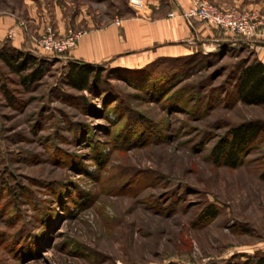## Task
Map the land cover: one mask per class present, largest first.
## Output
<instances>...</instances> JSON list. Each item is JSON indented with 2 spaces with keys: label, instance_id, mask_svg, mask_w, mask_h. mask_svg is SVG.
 Listing matches in <instances>:
<instances>
[{
  "label": "rangeland",
  "instance_id": "obj_1",
  "mask_svg": "<svg viewBox=\"0 0 264 264\" xmlns=\"http://www.w3.org/2000/svg\"><path fill=\"white\" fill-rule=\"evenodd\" d=\"M159 1L0 0V48L48 59L30 85L0 61V264H223L264 255V135L236 167L212 159L233 127L264 126V103L235 98L236 66L254 58L245 40L215 26L212 51L129 68L99 63L97 86L66 83L80 35L176 14ZM243 2L235 7L264 20V0ZM71 35L62 52L39 44ZM208 206L218 214L202 219Z\"/></svg>",
  "mask_w": 264,
  "mask_h": 264
},
{
  "label": "crops",
  "instance_id": "obj_2",
  "mask_svg": "<svg viewBox=\"0 0 264 264\" xmlns=\"http://www.w3.org/2000/svg\"><path fill=\"white\" fill-rule=\"evenodd\" d=\"M211 1L233 6L245 3L243 0ZM148 2L157 6L160 1ZM167 3L170 7L168 13H176L174 16L119 19L102 28L91 29L80 35L75 46L68 51V57L95 64L109 62L114 67L129 68L160 57L176 58L212 51L219 42L216 27L200 20L187 22L177 14V8H187L191 0H168ZM248 4L242 7L248 8ZM23 41L17 39L18 44ZM247 44L253 50V57L264 64V28L257 38L247 41Z\"/></svg>",
  "mask_w": 264,
  "mask_h": 264
},
{
  "label": "trees",
  "instance_id": "obj_3",
  "mask_svg": "<svg viewBox=\"0 0 264 264\" xmlns=\"http://www.w3.org/2000/svg\"><path fill=\"white\" fill-rule=\"evenodd\" d=\"M0 61L8 72L17 75L24 85L41 79L48 69V59L28 49L3 46L0 48ZM101 73L102 67L99 64L69 58L65 74L66 83L77 91L90 90L99 84ZM234 92L237 101L245 105L264 103V64L256 58L238 64L234 76ZM260 134L264 135V126L257 123L250 122L233 127L229 130L228 136L218 141L212 148L213 161L236 167L240 164L243 153ZM217 214L218 211L213 206H208L202 211L201 217L213 219ZM223 264H264V255L254 256L249 262L230 260Z\"/></svg>",
  "mask_w": 264,
  "mask_h": 264
},
{
  "label": "built area",
  "instance_id": "obj_4",
  "mask_svg": "<svg viewBox=\"0 0 264 264\" xmlns=\"http://www.w3.org/2000/svg\"><path fill=\"white\" fill-rule=\"evenodd\" d=\"M187 20L197 19L208 25L229 30L236 37L247 41L254 40L264 28V20L253 11L238 7L217 8L208 0H191V4L180 13ZM173 14L171 13L170 16ZM46 41H40V46L49 52H62L70 49L75 39L71 37L65 41H55L50 36Z\"/></svg>",
  "mask_w": 264,
  "mask_h": 264
}]
</instances>
